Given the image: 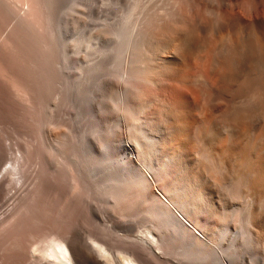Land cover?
Instances as JSON below:
<instances>
[{"label": "rangeland", "instance_id": "obj_1", "mask_svg": "<svg viewBox=\"0 0 264 264\" xmlns=\"http://www.w3.org/2000/svg\"><path fill=\"white\" fill-rule=\"evenodd\" d=\"M7 1L24 11L25 31L29 43L36 49L33 60L36 59L39 72L32 71L27 63L29 75L26 73V79L22 80L17 67L8 57L0 55V81L5 83L0 85V264H53L41 259L38 253L33 254V246L35 241L54 235L56 238L70 236L84 248L88 258L81 264L96 261L109 264L91 240L105 237L110 253L120 260L125 256L126 246L150 230L156 235H169L170 247L171 244L173 247L168 253L148 252V264H199L197 256L193 255L196 244L189 243L188 239L185 242L186 239L170 232L148 214L150 196L155 194L168 199L164 179L149 172L148 161L137 160L136 151L130 154L144 166L142 171L148 182L137 188V192L143 190L133 208L118 213L112 207L115 197H119L117 189L121 187V184L112 187V180L118 177L122 184L126 182L131 169L120 162L125 155L121 144L135 146L136 128L139 129L143 119L152 117V111L144 114L135 109L136 103L145 105L162 90L178 99V90L171 82L200 55L182 49L179 50L181 58L178 56L172 63L162 61L158 78L163 77L168 82L166 87L146 82L137 84L123 75V68L129 66L130 61L125 38L139 15L136 3L148 4L149 0ZM198 6L197 1L188 0L180 3L178 11L186 21H192L193 11H203L204 14L199 12L201 15H198L202 16L199 17L201 23L207 24L204 19L209 18L206 20L210 22V17L205 7ZM211 23L214 24L210 22L204 33L194 31L195 38L202 33L206 39L199 36L207 40H204L207 49H202L201 55L233 37L226 29L215 26L211 29ZM170 26L173 27L165 23L155 30L152 28L155 32L150 29L149 34L151 32L156 41L168 44L178 37L176 29ZM176 41L178 38L174 43ZM15 91L19 93L14 94ZM124 100H130L132 113L137 110L133 116L118 108L117 104ZM179 103L165 99L154 107L167 124L179 129L173 138L160 141L158 147L164 149V153L171 150L176 156L193 152L200 155L203 149L189 138V131L205 127L214 112L208 107L207 115V107H202V114L200 109ZM199 113L202 116L198 117ZM207 165L202 163L200 168ZM14 166H18L20 172L14 170ZM169 236L165 237L169 239ZM214 245L211 244L210 251L215 249Z\"/></svg>", "mask_w": 264, "mask_h": 264}, {"label": "bare ground", "instance_id": "obj_2", "mask_svg": "<svg viewBox=\"0 0 264 264\" xmlns=\"http://www.w3.org/2000/svg\"><path fill=\"white\" fill-rule=\"evenodd\" d=\"M194 1L205 7L210 22L214 23H211V29L215 26L220 30L226 29L233 35L231 40H221L218 44L216 40L217 45L208 49L204 55L200 52L207 46L206 37L201 33L199 35L205 39L199 35L195 38L194 31L204 33L208 29L206 27H209L210 22L206 20L209 18L204 19L208 25L204 21L206 26L202 24L199 10L198 13L193 11L192 21H186L178 8L180 3H187L188 0H149L148 4L139 1L138 5L136 3L139 11H135L139 15L125 38L130 54L129 66L123 68L126 79L132 78L137 84L146 82L166 87L168 82L163 77L158 78L162 61L174 62L182 49L195 51L194 54L198 53L200 56L196 55L195 61L180 70L178 78L171 82L178 90V99L162 90L154 100L147 101L145 105L136 103L135 109L144 114L152 111V117L143 119L142 123L140 118L138 130L134 126L136 123L133 124L136 128L135 146L121 144L125 155L120 162L127 164L131 170L124 184L118 177L112 180V187L121 184L117 189L121 192H116L119 197H115L112 207L118 213L131 209L137 196L142 193V188L139 189L140 193L136 190L146 183L147 177L142 171L144 166L130 157L136 151L139 158L136 157L137 160L148 161L149 172L164 179L166 186L163 188L168 199H161L152 192L153 196L148 198L150 203L146 208L148 214L157 218L170 232L186 239L185 242L188 239L191 240L189 243L196 244L192 251L199 264H264V0ZM22 12V9L17 10L7 0H0V55L8 57L13 66L17 67L20 79L25 80V75L28 74L27 63L32 71L39 72V69L36 59L33 60L36 49L27 39ZM200 13L204 14L203 11ZM165 23L176 29L174 32L177 31V44L174 43L177 38L173 42L162 44L160 40L153 39L151 32L149 34L152 28ZM144 27L146 32H143ZM173 27L170 26V29ZM2 84L5 83L1 82L0 85ZM4 89L9 90L12 95L7 86ZM15 92L14 94L19 93ZM139 93L137 89V94ZM19 96L16 95L17 98ZM165 99L176 104H188L197 110L207 107L205 113L210 107L215 113L212 112L213 117L210 116L212 118L208 119L207 125L201 130H194V125L191 126L194 132L186 127L190 132L189 138L201 145L203 150L199 152L200 155L193 152L176 156L171 150L164 153V149H159L160 141H165L167 137L173 138L179 130L167 124L159 112L154 111V107ZM129 101L124 100L120 105L118 103V108L129 114L132 111ZM135 116L134 119L139 115ZM199 116L202 115L199 113ZM205 162L208 165L200 168ZM18 168L14 166V170L20 172ZM151 231L128 244L124 251L121 249L125 256L120 260L110 253L109 241L105 237L90 240L109 264H148V252L155 254L154 250H157L168 253L173 247V244L170 247L169 235L164 234L169 236L168 239L161 236L162 233L156 235ZM35 236L33 234V239ZM35 244L32 245L33 254L38 253L41 259L53 264H81L88 258L84 248L70 236H46L41 242L35 241ZM211 244L215 247L212 251L209 250ZM170 254L173 255L172 251ZM95 264L105 263L96 261Z\"/></svg>", "mask_w": 264, "mask_h": 264}]
</instances>
